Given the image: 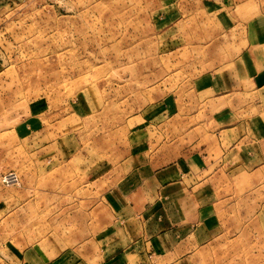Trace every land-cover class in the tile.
I'll list each match as a JSON object with an SVG mask.
<instances>
[{
    "label": "rangeland",
    "instance_id": "rangeland-1",
    "mask_svg": "<svg viewBox=\"0 0 264 264\" xmlns=\"http://www.w3.org/2000/svg\"><path fill=\"white\" fill-rule=\"evenodd\" d=\"M202 6L0 0V245L72 247L103 229L112 218L107 169L135 150L133 140L160 138L150 125L168 121L169 97L184 108L193 80L228 68L236 54L224 20ZM194 106L173 131L190 148L208 122L202 102ZM9 171L18 184L1 181ZM233 214L202 264H264V211Z\"/></svg>",
    "mask_w": 264,
    "mask_h": 264
},
{
    "label": "crops",
    "instance_id": "crops-1",
    "mask_svg": "<svg viewBox=\"0 0 264 264\" xmlns=\"http://www.w3.org/2000/svg\"><path fill=\"white\" fill-rule=\"evenodd\" d=\"M199 1L232 35L229 67L196 77L184 108L169 97L168 121L150 125L160 138L133 140L135 150L107 169L112 218L102 230L72 247L0 245V264H199L223 237L229 212L241 219L242 210L264 211V0ZM194 98L208 122L190 148L173 131L195 114Z\"/></svg>",
    "mask_w": 264,
    "mask_h": 264
},
{
    "label": "built area",
    "instance_id": "built-area-1",
    "mask_svg": "<svg viewBox=\"0 0 264 264\" xmlns=\"http://www.w3.org/2000/svg\"><path fill=\"white\" fill-rule=\"evenodd\" d=\"M1 181L6 185H15L20 182V177L17 172L9 171L1 175Z\"/></svg>",
    "mask_w": 264,
    "mask_h": 264
}]
</instances>
